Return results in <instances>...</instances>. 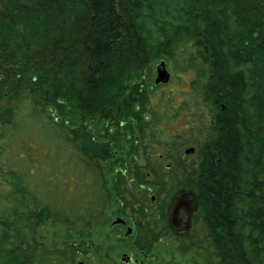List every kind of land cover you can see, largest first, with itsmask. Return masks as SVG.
Instances as JSON below:
<instances>
[{"label":"trees","instance_id":"trees-1","mask_svg":"<svg viewBox=\"0 0 264 264\" xmlns=\"http://www.w3.org/2000/svg\"><path fill=\"white\" fill-rule=\"evenodd\" d=\"M161 58L192 75L180 104L151 99ZM1 120L15 148L0 153V264H89L88 240L41 243L35 210L82 238L112 205L136 227L116 238L134 237L135 264L173 237L188 264H264V0H0ZM40 132L67 150L85 200L22 164L19 139Z\"/></svg>","mask_w":264,"mask_h":264},{"label":"rangeland","instance_id":"rangeland-1","mask_svg":"<svg viewBox=\"0 0 264 264\" xmlns=\"http://www.w3.org/2000/svg\"><path fill=\"white\" fill-rule=\"evenodd\" d=\"M163 61L168 63L167 68L171 72V79L167 84H156L157 68ZM146 74L145 80H147L151 99L156 103L163 102L166 98L176 105L180 104L185 94L189 91V84L192 80V75L190 74H175L165 58H161L154 62L151 65V71ZM209 115L212 116L211 114ZM69 117L74 120L76 119V115L72 112ZM86 123L89 127L93 125L92 122ZM183 127V125L179 126L178 129ZM107 128L108 126L106 129ZM125 131V127H119L117 139H115L117 143L121 144L128 141ZM14 133L15 132L10 131V126L7 124L6 120L0 121V146L3 145V147L0 148H15V146H13L15 143V138L13 137ZM29 134L34 133L31 131ZM37 138L38 140L36 139V141L30 144V152L33 154L36 164H43L46 171L50 170L54 174L56 179V184L53 188L54 192L58 195L67 194L69 197L85 200L86 187L78 181L77 175L69 170L70 167L66 166L70 163V158L63 144H58L54 134L51 133L40 132ZM31 139L34 138H29L27 135L21 137L19 140L29 143ZM62 165L65 166V168H63ZM28 203H31L30 199H28ZM116 208L115 205H112L107 210L105 218L93 225L82 238L76 236V234L70 231L66 226L47 220L35 210L36 216L41 218L37 238L50 249L62 248L70 242H77L81 239L88 240L93 245V252L85 259L89 264H101L104 260L109 264H112V262H114V264H135L137 260L140 261L144 259V256L135 250V245L133 243L134 237L124 242H117L118 239L116 238L126 237L129 228H131L134 233L136 227L132 224L125 227L116 225L115 222L119 218H122L115 215ZM181 213L184 218L186 215L185 210H182ZM175 216H177L174 219L177 223L176 229L181 231L183 230V222H181L183 219L179 220L180 216L176 213ZM176 246V239L174 237L163 240L160 244L156 245L155 250L148 256V259L145 260V264H188V257H181L175 253ZM191 260L195 261L197 259L191 258Z\"/></svg>","mask_w":264,"mask_h":264},{"label":"flooded vegetation","instance_id":"flooded-vegetation-1","mask_svg":"<svg viewBox=\"0 0 264 264\" xmlns=\"http://www.w3.org/2000/svg\"><path fill=\"white\" fill-rule=\"evenodd\" d=\"M170 71V70H169ZM171 73V72H170ZM32 142H29L28 144H26V147L25 148H23V147H21L20 148V156H21V158L23 159L22 160V164H25V163H27V157H29L30 159H31V164H33V170L34 171H38V170H40V166H41V164H36L35 163V160H34V156H33V154L30 152V144H31ZM3 149L4 148H0V153H1V151H3ZM5 150V149H4ZM41 156V155H40ZM7 158H9L8 156H7ZM3 172H6V169H5V167L0 163V178H4V175H3ZM7 178H9L8 176H7ZM181 205V207L179 208V210H176V214L178 215V216H180L179 217V220H181V219H183L181 222H183V230H187L188 229V223L190 222V214H191V209H190V206L189 205H187V204H185V203H182V204H180ZM182 210H185V212H186V215L184 216V218H183V215H182V213H181V211ZM175 224H177V223H175ZM175 227H176V225H175ZM182 230V231H183ZM178 232H180V231H178Z\"/></svg>","mask_w":264,"mask_h":264},{"label":"water","instance_id":"water-1","mask_svg":"<svg viewBox=\"0 0 264 264\" xmlns=\"http://www.w3.org/2000/svg\"><path fill=\"white\" fill-rule=\"evenodd\" d=\"M171 79V73L170 71L168 70L167 68V63L165 61L161 62L159 65H158V68H157V78H156V84H167L169 83ZM194 152V149H190V150H187L186 154H190V153H193ZM115 224H124L125 225V222L122 220V219H118ZM133 233V230L131 228L128 229V232H127V236L128 235H131Z\"/></svg>","mask_w":264,"mask_h":264}]
</instances>
